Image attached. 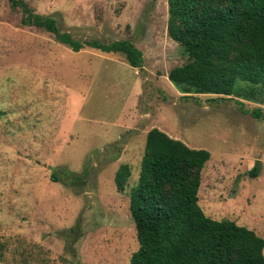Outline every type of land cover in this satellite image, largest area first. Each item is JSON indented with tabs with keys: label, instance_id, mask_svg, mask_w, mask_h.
<instances>
[{
	"label": "rangeland",
	"instance_id": "obj_1",
	"mask_svg": "<svg viewBox=\"0 0 264 264\" xmlns=\"http://www.w3.org/2000/svg\"><path fill=\"white\" fill-rule=\"evenodd\" d=\"M10 1L80 44L130 42L141 69L22 26ZM166 19V0H0V264H127L136 249L129 190L151 128L208 153L204 215L264 242V105L178 93L166 74L186 56ZM120 165L130 175L117 192Z\"/></svg>",
	"mask_w": 264,
	"mask_h": 264
},
{
	"label": "trees",
	"instance_id": "obj_2",
	"mask_svg": "<svg viewBox=\"0 0 264 264\" xmlns=\"http://www.w3.org/2000/svg\"><path fill=\"white\" fill-rule=\"evenodd\" d=\"M10 5L20 10L22 26L42 29L74 52L85 46L119 55L130 68L141 69V54L128 41L80 44L25 3ZM166 5V34L186 56L185 63L166 74L173 88L182 95L264 105V0H166ZM208 158L206 151L188 148L156 128L145 133L128 196L136 249L127 264H264L259 236L231 220L211 219L199 207L200 171ZM257 164L248 176H256ZM129 175L126 165L115 171L117 192L123 191Z\"/></svg>",
	"mask_w": 264,
	"mask_h": 264
}]
</instances>
